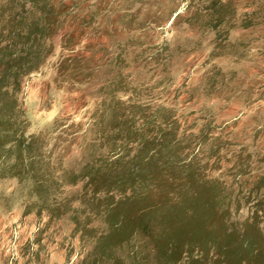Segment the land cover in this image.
I'll return each instance as SVG.
<instances>
[{"label":"rangeland","instance_id":"obj_1","mask_svg":"<svg viewBox=\"0 0 264 264\" xmlns=\"http://www.w3.org/2000/svg\"><path fill=\"white\" fill-rule=\"evenodd\" d=\"M0 264H264V0H0Z\"/></svg>","mask_w":264,"mask_h":264}]
</instances>
